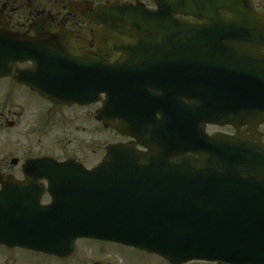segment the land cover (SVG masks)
I'll list each match as a JSON object with an SVG mask.
<instances>
[{
    "label": "water",
    "instance_id": "1",
    "mask_svg": "<svg viewBox=\"0 0 264 264\" xmlns=\"http://www.w3.org/2000/svg\"><path fill=\"white\" fill-rule=\"evenodd\" d=\"M238 1L220 0L219 9L231 11L234 7L229 4L238 5ZM172 2L182 4L198 24L170 21L173 14L167 15V11L174 8L165 0H156L155 12L112 4L87 16L91 22L102 23L108 38L125 54L117 65L108 66V108H119L122 84L134 86V62L123 66L127 57L140 51L132 43L166 42L173 32L199 30L201 19L207 17L197 12V0ZM25 42L24 37L0 28V75L21 74L12 71L9 59L27 52L41 56L36 49L23 46ZM47 44L44 40L38 48L46 51ZM152 49L155 67L164 66L165 60L160 59L166 57L167 49ZM205 67L207 64L199 72L203 81L188 80V126L182 130L165 126L169 110H177L176 117H181L178 114L185 105L180 99L172 97L169 102L165 94L152 97L151 105L160 112L161 120H156L152 130L149 152L137 153L126 144L112 145L103 162L89 171L74 161L44 163L52 195V202L44 206L39 204L40 195L29 187L28 178L21 183L22 190H1L0 243L64 257L74 250L77 238H93L156 253L173 264L190 260L264 264V146L240 137L205 133L206 122L229 115L213 113L217 96ZM188 73L191 78V71ZM94 77L99 79V74ZM217 99L224 102L220 94ZM198 102L199 120L193 111ZM262 102L264 97L255 96L237 101L236 106L242 108L235 114L264 120V108H254ZM248 104L250 109L243 112Z\"/></svg>",
    "mask_w": 264,
    "mask_h": 264
},
{
    "label": "flooded vegetation",
    "instance_id": "2",
    "mask_svg": "<svg viewBox=\"0 0 264 264\" xmlns=\"http://www.w3.org/2000/svg\"><path fill=\"white\" fill-rule=\"evenodd\" d=\"M211 1L197 0V12L207 16L201 19L197 34L184 29L169 34L163 43H132L140 51L127 57L123 66L134 62L135 83L133 88L121 85L120 106L113 109L108 108V66L117 65L125 54L108 38L103 25L87 20L92 11L74 9L138 4L155 12L156 0H0V28L24 37L26 44L36 48L46 40L51 48L45 52L52 55L9 59L12 71L21 74L0 75V191L22 190L20 185L28 178L29 187L41 193V203L46 205L50 202L47 172L43 163L35 162L70 160L91 170L107 156L110 145L128 144L147 152L155 122L161 120L151 105L152 97L165 94L169 102L178 97L187 105L188 80L203 81L199 72L204 63L211 62L209 80L215 95L224 99L220 103L215 97L213 111H229L228 123H209L207 133L264 145V120L235 114L242 108L235 102L264 97V0H242L246 2L240 5L242 9L228 15L219 9L221 4L209 10ZM219 13L224 17L219 18ZM171 14L170 21L198 24L190 12L167 11ZM195 44L196 50H188ZM155 46L167 49L166 57L160 59L165 60L164 66L155 67ZM98 74L99 79L93 78ZM243 107V112L250 109L249 104ZM254 108L262 111L264 103ZM173 116L169 110L170 124L185 125V118L179 123ZM81 241L92 240L77 239L74 251L62 258L0 244V264H73ZM125 247L141 252L150 264H172L157 254ZM181 264L226 263L194 260Z\"/></svg>",
    "mask_w": 264,
    "mask_h": 264
},
{
    "label": "rangeland",
    "instance_id": "3",
    "mask_svg": "<svg viewBox=\"0 0 264 264\" xmlns=\"http://www.w3.org/2000/svg\"><path fill=\"white\" fill-rule=\"evenodd\" d=\"M28 257H31V255ZM108 260H111L113 264H150L151 261L149 258L142 255L141 252L132 250L121 244L92 240L91 242L81 241L79 243L72 263L93 264L94 262L100 261L101 263L104 262L109 264Z\"/></svg>",
    "mask_w": 264,
    "mask_h": 264
}]
</instances>
